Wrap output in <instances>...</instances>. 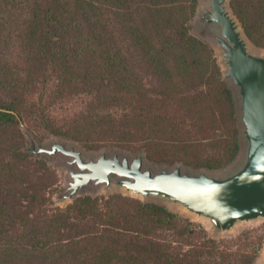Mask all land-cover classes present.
<instances>
[{
	"label": "trees",
	"instance_id": "obj_1",
	"mask_svg": "<svg viewBox=\"0 0 264 264\" xmlns=\"http://www.w3.org/2000/svg\"><path fill=\"white\" fill-rule=\"evenodd\" d=\"M196 5L0 0V264H252L244 252L253 232L231 246L156 203L83 196L51 208L53 173L23 150L20 123L87 149L208 169L232 163L243 139L239 101L213 50L190 33ZM229 6L264 48V0ZM79 98L87 100L80 111L55 114ZM174 107L182 116L170 114ZM189 113L215 136L192 137L182 119Z\"/></svg>",
	"mask_w": 264,
	"mask_h": 264
},
{
	"label": "water",
	"instance_id": "obj_2",
	"mask_svg": "<svg viewBox=\"0 0 264 264\" xmlns=\"http://www.w3.org/2000/svg\"><path fill=\"white\" fill-rule=\"evenodd\" d=\"M226 2L211 0L212 11L202 19L221 28L220 35H213V39L223 50L225 77L237 89L246 143L241 166L225 177L206 172L191 174L180 166L153 172L145 168L143 154L130 159L118 153H102L97 159L85 160L75 147L55 142L47 148L27 135L31 142L27 151L38 157L64 155L71 159L68 164L77 168L70 172L72 182L64 200H72L90 184L107 188L115 185L136 196L163 198L181 206L208 220L218 233L264 218V56L249 50V40Z\"/></svg>",
	"mask_w": 264,
	"mask_h": 264
},
{
	"label": "rangeland",
	"instance_id": "obj_3",
	"mask_svg": "<svg viewBox=\"0 0 264 264\" xmlns=\"http://www.w3.org/2000/svg\"><path fill=\"white\" fill-rule=\"evenodd\" d=\"M226 7L229 9L230 12L232 10L229 6V0L226 2ZM211 0H197V5L195 9V13L189 23V29L192 36L196 37L197 39L206 43L214 53V57L218 64L220 65L222 72L224 74V79L227 81L229 87L233 90L234 94L237 95V89L232 85L230 80H227L225 75L227 71V65L225 64V60L223 57V50L217 44V42L213 39V35H220L221 28L219 25L215 23H208L202 19L203 16H206L208 12H211ZM248 42L249 50L257 55L264 56V48L257 47L253 45L250 41ZM38 92H41V89L34 93L33 97L36 100L39 97ZM87 100L79 98L67 101L63 106L64 110L58 106L55 109V114L63 113L66 115H72L82 109L83 103ZM239 103H238V111H239ZM178 111L174 107L172 109H168L170 114L175 117L182 116L183 111ZM190 120L187 118H182L187 121L186 128L191 131V136L196 138L197 140H208L209 137L215 136L216 130L208 129L203 130L199 129L196 124H198L199 115L195 113H189ZM20 130L25 137V146L23 150H27L28 147L31 146V142L27 135L32 138H35L37 143L42 144L44 147H49L55 142H63L67 144L68 147H75L77 150L81 151L85 160L89 159H97L102 153H106L108 156H112L114 153H118L120 156H128L130 159H133L138 154H143L144 156V166L146 169H149L153 172H158L161 169H173L176 166H180L183 172H188L191 174L199 173V172H206L211 176L215 177H225L229 174L235 172L243 163L244 156H245V148L246 143L244 139H242L241 143V150L239 155L236 159L228 164L227 166L221 169H208L205 167H197L185 164L183 162H175V163H167L162 162L157 159H148L144 153H137V151H131L122 149L119 147H103L99 149H87L81 143L77 141H73L68 138H64L61 136H56L51 132L41 128V125L31 130L29 129L24 123H20ZM207 151H205L206 153ZM31 153V152H30ZM33 154V153H31ZM34 155V154H33ZM35 156V155H34ZM35 159L45 160L49 168L53 173V187L50 190L51 199V208H63L68 204L72 203L77 197L83 196H91L93 198H108L112 195H122L125 197H130L144 203H156L158 205L164 206L169 209L171 212L177 213L183 217H186L188 220H191L195 224H199L202 226L203 230L207 233L210 238H213L217 241H228L229 245H234L236 242L241 243L247 237H249V232L254 233V238H252V246L246 249L244 252L245 255L248 256L253 255L255 259L253 260L252 264H264V218H259L257 220L251 222H243L238 224L233 230L230 232H222L218 233L214 230L213 226L208 220L203 218H199L198 216L189 213L187 210L182 208L181 206L174 205L170 201L165 200L163 198L157 197H148L143 198L141 196L133 195L130 192H127L124 188L117 187L115 185L107 188L105 185L94 186L93 184L87 185L83 188L81 192H79L72 200L65 199L66 196L69 195L68 187L69 183L72 182L70 172L76 171L77 168L75 166H71L68 162L71 160L70 158L56 154L54 156H46L42 155L40 157L36 156ZM114 181L116 178L113 179ZM64 200V201H63Z\"/></svg>",
	"mask_w": 264,
	"mask_h": 264
}]
</instances>
